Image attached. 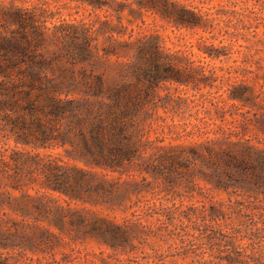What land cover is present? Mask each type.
Returning <instances> with one entry per match:
<instances>
[{
    "label": "trees",
    "instance_id": "trees-1",
    "mask_svg": "<svg viewBox=\"0 0 264 264\" xmlns=\"http://www.w3.org/2000/svg\"><path fill=\"white\" fill-rule=\"evenodd\" d=\"M17 1L0 0V264H80L67 253L27 254L64 234L121 253L149 233L183 248L185 237H207L233 249L219 262L256 261L237 249L249 235L234 218L264 209V0H65L89 17L55 21L49 0ZM149 14L201 30L204 56L137 30ZM102 60H114L112 74L97 70ZM172 84L223 87L225 97L201 94L202 115L167 121L160 89ZM196 194L201 204L163 202ZM219 221L226 230L208 233Z\"/></svg>",
    "mask_w": 264,
    "mask_h": 264
},
{
    "label": "rangeland",
    "instance_id": "rangeland-1",
    "mask_svg": "<svg viewBox=\"0 0 264 264\" xmlns=\"http://www.w3.org/2000/svg\"><path fill=\"white\" fill-rule=\"evenodd\" d=\"M43 0H23L17 1L18 3H23L24 5H30L34 3H40ZM219 0H214L211 4L217 3ZM50 7L55 12V15L52 20H58L60 18H81L89 17V11L83 7H77L76 3L68 2L65 3V0H49ZM198 3V1H194ZM222 4H225L226 1H221ZM252 1L248 5H252ZM211 4H204V7H208ZM146 23L137 26L136 29L140 30L143 33H154L159 35L161 44L169 50L183 49L187 51H192L195 53L196 57L202 58L204 53L198 49L199 45V36L202 33L201 30L194 31L185 28H175L174 26L168 24L167 22L161 20L158 16L149 14L146 17ZM102 40V37L100 38ZM211 40V39H210ZM217 42V40L215 41ZM207 62L214 65H222L224 62L219 60H210L209 57H205ZM114 60L105 61L102 60L97 63V70L104 72L105 74H112L115 70ZM217 84H220L217 82ZM208 87L202 88L201 90L193 89L191 86L185 85H176L172 84L169 87H163L160 89L161 100L159 103H164L165 107L160 106L158 108L159 114L167 116V121H171V115H174L175 120H179L181 117H184L188 120V117H192L190 114L199 115L203 114V106H201L200 101L201 94L204 96H209L212 92L214 93H223L221 97H225L223 92V87H213L208 92ZM199 97V98H198ZM205 99V98H204ZM206 105L208 108H213L214 105L210 104L206 100ZM165 111H168L165 113ZM154 135V134H152ZM169 138H166L167 142ZM54 151H62L61 148H57ZM126 177V176H124ZM140 178V177H139ZM203 186V190L207 191L208 194L215 200L218 201H227V194L221 191H216L209 188V185H204L203 182L200 183ZM29 193L34 194L35 189L29 188ZM149 197L150 194L146 193ZM197 195V194H196ZM260 203L264 206V195L260 194ZM181 200L188 204H201L204 200L203 196H196L192 199L188 197L179 198L176 197L174 200L163 201L171 204L173 201L179 203ZM61 203L64 201L61 199ZM158 202V201H157ZM89 211H96L99 214H107L111 217L114 216L118 221H121L124 216L130 217V211L124 213L120 210H112L102 208L101 206H91L86 205ZM234 221L236 223H242V228H247V231L240 232L241 234H247L249 237L245 236L242 239H237L235 245L238 246L237 249L241 251H247L250 255L256 256V261H252V264L255 263H264V209L257 210V214L250 219L243 217H235ZM145 222H150L145 220ZM220 222V221H219ZM222 225L208 223L212 225H207V232L211 233L209 228L217 229L219 227H224V222H220ZM42 224L47 225L46 222ZM260 228L259 232L253 235L248 232L251 229ZM246 232V233H245ZM187 246L186 248L180 247V241L170 247L169 243L163 239H160L157 235L149 233L142 236V238L135 239L134 242L137 245V249L130 250L129 252L119 253L117 250H113L105 245L99 244L92 239H80L71 240L66 234L63 235V238L56 240L53 248H49L47 251H39L37 253L32 251H26L30 256L36 255H49L61 258L63 253L72 255V257L80 256L82 257L79 260L80 264H104V260L108 264H120L118 258L123 259L125 264H228L226 260H220L215 257V255L221 253L226 254L225 251H233L231 248H226L225 245L218 244L214 240H211L207 237L204 239H197L194 237H185ZM192 239V240H191ZM177 245V246H176ZM230 246V245H228ZM222 251V252H219ZM104 259V260H103ZM206 260V261H204ZM212 260V261H210Z\"/></svg>",
    "mask_w": 264,
    "mask_h": 264
}]
</instances>
